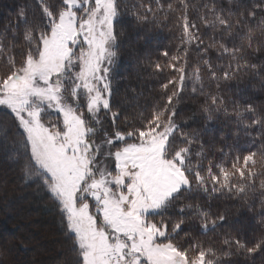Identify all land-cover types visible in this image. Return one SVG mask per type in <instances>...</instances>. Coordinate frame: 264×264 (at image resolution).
Segmentation results:
<instances>
[{
  "label": "snow or ice",
  "instance_id": "snow-or-ice-1",
  "mask_svg": "<svg viewBox=\"0 0 264 264\" xmlns=\"http://www.w3.org/2000/svg\"><path fill=\"white\" fill-rule=\"evenodd\" d=\"M169 24L175 50L138 61L156 81L142 104L122 46L150 49ZM246 78L264 91V0L16 6L0 27V153L53 202L62 264H264V103Z\"/></svg>",
  "mask_w": 264,
  "mask_h": 264
},
{
  "label": "trees",
  "instance_id": "trees-1",
  "mask_svg": "<svg viewBox=\"0 0 264 264\" xmlns=\"http://www.w3.org/2000/svg\"><path fill=\"white\" fill-rule=\"evenodd\" d=\"M22 0H0V27L8 23L14 17L16 6ZM130 17L124 18V28L130 33L132 24ZM179 33L169 24L167 28L152 31L153 40L162 38L160 49L175 50L178 44ZM130 42H125L120 54V72L123 74L122 84L132 85L141 89L145 97L141 103H151L152 96L149 87L156 83L148 78L145 72L137 76L130 73L125 64V58L129 53ZM141 56L142 52L137 51ZM154 51L151 56H155ZM195 59V54H193ZM141 68V67H140ZM239 88L243 92L250 93L256 98L257 103H264V91L260 89L258 80L245 79ZM123 93V88L121 89ZM197 101L186 99L180 107L184 110L181 118L188 116L196 109ZM227 133L228 128L222 124L217 125ZM219 132H217V136ZM228 143H231L229 140ZM248 147H251L248 145ZM214 204L216 202H213ZM224 203H232L225 201ZM68 243L58 212L54 210V204L43 193L37 192L34 186H28L21 179L19 168L12 160L5 158L0 153V250H6L2 257L3 264H62L63 254L67 251ZM7 257V258H6Z\"/></svg>",
  "mask_w": 264,
  "mask_h": 264
},
{
  "label": "rangeland",
  "instance_id": "rangeland-1",
  "mask_svg": "<svg viewBox=\"0 0 264 264\" xmlns=\"http://www.w3.org/2000/svg\"><path fill=\"white\" fill-rule=\"evenodd\" d=\"M131 32H132V26L130 29V33ZM161 39L162 38H159V39L155 38L152 42L151 48L147 49V50H142L141 45L135 44L133 41H129L130 42V49H129L128 55L125 58V64H126V66H128L132 77L140 74L141 69H142V72H144L143 68L138 64V61L140 60L141 56L153 54L155 49H157L158 46L161 44V41H162ZM139 50L142 52L141 56L137 55V51H139ZM248 94H250V93H248Z\"/></svg>",
  "mask_w": 264,
  "mask_h": 264
}]
</instances>
